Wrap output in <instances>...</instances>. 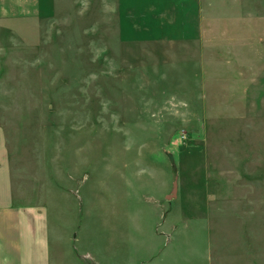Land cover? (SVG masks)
<instances>
[{
    "label": "rangeland",
    "instance_id": "1",
    "mask_svg": "<svg viewBox=\"0 0 264 264\" xmlns=\"http://www.w3.org/2000/svg\"><path fill=\"white\" fill-rule=\"evenodd\" d=\"M0 129L84 264H264V0H0Z\"/></svg>",
    "mask_w": 264,
    "mask_h": 264
},
{
    "label": "crops",
    "instance_id": "2",
    "mask_svg": "<svg viewBox=\"0 0 264 264\" xmlns=\"http://www.w3.org/2000/svg\"><path fill=\"white\" fill-rule=\"evenodd\" d=\"M0 134V264H84L85 253L73 252L70 236L52 234L45 206L24 205L14 197L3 129ZM108 260V264L114 263V259Z\"/></svg>",
    "mask_w": 264,
    "mask_h": 264
}]
</instances>
